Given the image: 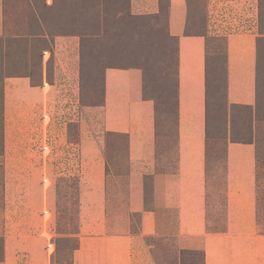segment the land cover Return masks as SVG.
Listing matches in <instances>:
<instances>
[{
    "label": "rangeland",
    "instance_id": "374dc122",
    "mask_svg": "<svg viewBox=\"0 0 264 264\" xmlns=\"http://www.w3.org/2000/svg\"><path fill=\"white\" fill-rule=\"evenodd\" d=\"M0 5V264H71L79 241L95 236L94 223L103 224L111 236L128 232L138 237L147 245L149 264H199L198 255L190 253L194 251L204 254V264H234L242 253L238 249L250 238L224 236L237 233L228 227L230 143L253 146L255 231L264 236V0H185L184 34L204 39L207 64L205 223L191 238L174 229L164 231L165 236H140L141 213L127 212L126 198L120 205L124 178L111 182L112 174H128V137L102 135L91 123L98 115L82 111L103 106L106 70H139L141 99L153 109L154 143L160 152L156 171H172L177 45L168 32L167 1L158 0L157 14L144 15L132 14L131 0H0ZM252 28L258 57L256 100L251 107L229 105L227 40ZM65 37L78 43V103H65L66 55L64 49L55 53L56 46L65 47L60 39ZM9 78H25L29 85L10 84ZM9 85L15 89L11 94ZM101 136L105 194L100 207L97 197L85 195L90 182L81 180L77 145L85 139L92 154ZM93 173L96 183L99 176ZM142 192L143 210H154L152 175L143 176ZM91 203L95 206L88 208Z\"/></svg>",
    "mask_w": 264,
    "mask_h": 264
},
{
    "label": "crops",
    "instance_id": "0c3cea01",
    "mask_svg": "<svg viewBox=\"0 0 264 264\" xmlns=\"http://www.w3.org/2000/svg\"><path fill=\"white\" fill-rule=\"evenodd\" d=\"M130 7L132 14L135 15L157 14L158 0H131ZM1 21L0 5V24ZM184 26L185 0H168L167 27L169 35L176 39L177 45V147L175 167L171 172L156 171L157 155L160 152L154 143L153 109L150 102L141 99L139 70H106L103 106L82 107L83 112L90 110L92 114L98 115L90 120L92 119L91 123H94V126H98L102 135L105 132H113L128 137V174L125 176L112 174L111 182L118 183L119 177L124 178L125 192L119 191L122 196L121 198L118 196L120 205L123 206L121 199L126 198V211L141 213L140 236H165L164 231L174 229L179 232V236L191 238L199 233L205 223V43L200 36H186ZM253 30L254 28L245 34L230 36L227 40L226 98L229 105L251 107L255 103L256 34ZM60 39L65 47L56 46L55 53L59 49H64L66 55L62 65L65 74V103L68 100L78 103L76 88L78 43L75 37ZM47 55L45 52L44 56ZM15 81L21 82L23 86L29 85L25 78L6 80L10 84ZM45 86L48 85L45 83ZM66 87L72 95L67 94ZM28 88L34 93V88L30 86ZM7 90L11 94L15 89L9 85ZM67 110L77 112L79 107L73 104V109ZM89 138H93L92 135L87 136L86 140ZM102 138L103 136L99 137L92 154L84 147L85 139H80L82 141L77 145L82 158L81 180L85 182L86 179L90 182L85 195L97 197L96 203L100 207L103 205L105 194ZM226 165L228 227L236 228L237 233L229 232L224 236L233 239H240L243 236L250 238L243 248L238 249L242 253L236 256L234 264H264V236L256 234L255 231L253 146L230 143L227 146ZM93 172L99 176L96 183L92 180ZM144 175L153 176L155 209L152 211L143 210ZM114 189L116 186H113V192H116ZM93 206L95 205L91 203L88 208ZM94 224L95 226L90 224L91 229L96 231L95 236H100L80 240L71 264H149L150 257L143 247L147 245L138 237L128 232L111 236L109 233L105 234L103 224ZM207 242L205 246L209 247ZM206 264H209L208 260Z\"/></svg>",
    "mask_w": 264,
    "mask_h": 264
},
{
    "label": "trees",
    "instance_id": "16d2710c",
    "mask_svg": "<svg viewBox=\"0 0 264 264\" xmlns=\"http://www.w3.org/2000/svg\"><path fill=\"white\" fill-rule=\"evenodd\" d=\"M160 1V0H159ZM167 1V6L166 8H168V0ZM187 36H190L188 34H186ZM206 75H207V64H206ZM226 70V69H225ZM257 83H258V57H257V46H256V81H255V100H256V91H257ZM225 92H226V78H225ZM177 95H175V108H176V114H175V120L177 122ZM207 98V93L205 94V99ZM206 116H207V111H206V107H205V138L207 136V132H206ZM177 124V123H176ZM206 145V142H205ZM206 150V148H205ZM193 257L195 255H198V260H199V264H204V254L203 253H199V252H190Z\"/></svg>",
    "mask_w": 264,
    "mask_h": 264
}]
</instances>
